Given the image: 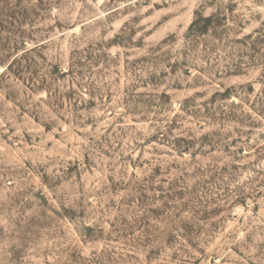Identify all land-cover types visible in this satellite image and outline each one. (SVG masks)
Returning <instances> with one entry per match:
<instances>
[{"label": "rangeland", "instance_id": "374dc122", "mask_svg": "<svg viewBox=\"0 0 264 264\" xmlns=\"http://www.w3.org/2000/svg\"><path fill=\"white\" fill-rule=\"evenodd\" d=\"M248 35L264 0H0V73L35 48L0 80V264H264Z\"/></svg>", "mask_w": 264, "mask_h": 264}, {"label": "trees", "instance_id": "16d2710c", "mask_svg": "<svg viewBox=\"0 0 264 264\" xmlns=\"http://www.w3.org/2000/svg\"><path fill=\"white\" fill-rule=\"evenodd\" d=\"M219 25V20H216V15H210V16H203V15H199L191 24L190 26V34H192L193 36H199L200 34H205L207 33L210 28H217ZM253 35H248L246 38H244L241 42L243 44H248L249 45V50L252 51V54L247 55V58L249 59V63H255L257 61H261L262 64V75H261V80L262 83L264 85V53H261L260 50L257 48V46L255 45L256 41H252V42H248L249 39H252ZM35 50V48H31V49H26L22 54L16 56L10 63L7 64V66H5V69L0 73V80L2 78H4L5 76H7L8 74H14V76L16 77H22L24 74H26L27 72H30L32 70V62H31V58H29V54L31 52H33ZM244 52H241L240 56H243ZM245 63L242 61H239L236 65H235V71H240L241 70V65ZM59 73L61 70H57ZM32 72V71H31ZM70 72H72V69H70ZM63 75L67 74V72H63ZM38 81V82H37ZM39 80H33L32 79V87L36 88V89H43L42 84ZM48 95H50V90H48V88H45ZM229 94V90H226L222 95H228ZM221 95V94H219ZM257 101L261 103L264 102V91H261L258 95H257ZM234 105V103H233ZM257 112L259 114H261L264 118V108L262 109H258ZM179 147V146H178ZM184 149H189V144H187L186 146H182Z\"/></svg>", "mask_w": 264, "mask_h": 264}]
</instances>
